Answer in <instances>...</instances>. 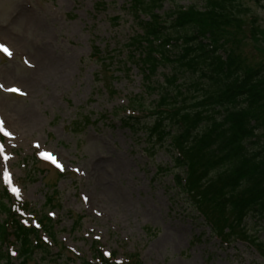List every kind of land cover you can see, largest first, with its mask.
<instances>
[{
  "label": "rangeland",
  "instance_id": "obj_1",
  "mask_svg": "<svg viewBox=\"0 0 264 264\" xmlns=\"http://www.w3.org/2000/svg\"><path fill=\"white\" fill-rule=\"evenodd\" d=\"M130 2L0 0V44L11 52L0 50V192L28 203L37 220L52 217L56 234L30 264L91 262L93 249L118 262L264 264L249 246L215 238L175 187L169 149L121 123L137 116L141 98L147 126L158 96L145 91L130 47L138 34ZM239 2L245 34L235 48L264 64V0ZM191 4L203 1L178 6ZM171 8L166 1L158 14ZM256 229L244 232L264 240Z\"/></svg>",
  "mask_w": 264,
  "mask_h": 264
},
{
  "label": "trees",
  "instance_id": "obj_2",
  "mask_svg": "<svg viewBox=\"0 0 264 264\" xmlns=\"http://www.w3.org/2000/svg\"><path fill=\"white\" fill-rule=\"evenodd\" d=\"M165 1L172 8L160 15ZM180 1L130 2L138 26L130 47L138 52L145 91L158 96L147 126H140L138 117L121 123L169 149L175 186L214 236L251 244L264 260V241L244 232L253 225L264 233V64H249L235 48L237 35L245 34L238 16L241 0H202L200 8L178 6ZM256 29L251 37L257 42ZM161 67L168 72L161 83L154 82ZM134 103L145 111L141 98ZM11 203L2 191L0 264H11L12 241L20 264H29L37 250L47 249L37 231L20 224ZM44 220V232L54 239L50 220ZM98 258L97 264H114ZM135 260L127 264H140Z\"/></svg>",
  "mask_w": 264,
  "mask_h": 264
},
{
  "label": "snow or ice",
  "instance_id": "obj_3",
  "mask_svg": "<svg viewBox=\"0 0 264 264\" xmlns=\"http://www.w3.org/2000/svg\"><path fill=\"white\" fill-rule=\"evenodd\" d=\"M0 50H3L4 52H6L9 56L11 55V52L8 50V48L6 46H4L3 44H0ZM13 91H19V89H12ZM2 130V129H0ZM6 135H8L9 133L5 132ZM48 158L53 159V157H51L50 155L48 156ZM58 167H60V165H57ZM13 191H18L17 189H13ZM85 199H87V197H85Z\"/></svg>",
  "mask_w": 264,
  "mask_h": 264
}]
</instances>
